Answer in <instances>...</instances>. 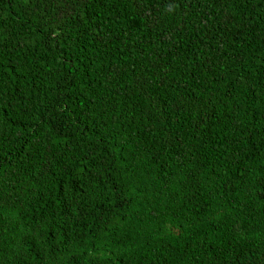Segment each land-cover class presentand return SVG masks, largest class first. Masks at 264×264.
<instances>
[{"label": "trees", "instance_id": "trees-1", "mask_svg": "<svg viewBox=\"0 0 264 264\" xmlns=\"http://www.w3.org/2000/svg\"><path fill=\"white\" fill-rule=\"evenodd\" d=\"M0 264H264V0H0Z\"/></svg>", "mask_w": 264, "mask_h": 264}]
</instances>
